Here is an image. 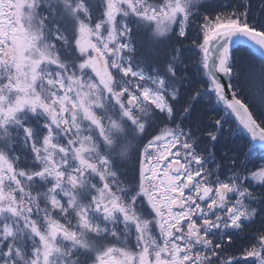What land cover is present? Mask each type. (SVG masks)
I'll list each match as a JSON object with an SVG mask.
<instances>
[{
    "label": "rangeland",
    "instance_id": "1",
    "mask_svg": "<svg viewBox=\"0 0 264 264\" xmlns=\"http://www.w3.org/2000/svg\"><path fill=\"white\" fill-rule=\"evenodd\" d=\"M155 1L0 0V264H160L148 257L152 246V255L172 254L164 264L181 260L178 248L167 252L160 240L173 234V191L197 178L188 175L189 160L183 178L168 170L178 134L152 127L146 107L171 120L177 82L139 48L147 33L157 40L182 35L190 0ZM111 68L125 78L123 88L112 87ZM248 77L247 89L261 96L260 72ZM258 155L249 147L239 167ZM200 156L217 158L212 171L203 170L206 182L238 171L220 165V153ZM130 161L139 167L133 186L118 170L126 172L121 162ZM244 168L249 178L258 172L254 183L263 181L264 166ZM198 190L196 183L186 201L197 202Z\"/></svg>",
    "mask_w": 264,
    "mask_h": 264
},
{
    "label": "trees",
    "instance_id": "2",
    "mask_svg": "<svg viewBox=\"0 0 264 264\" xmlns=\"http://www.w3.org/2000/svg\"><path fill=\"white\" fill-rule=\"evenodd\" d=\"M143 1L151 4L156 2L155 0ZM182 1L185 3V0ZM237 28H251L264 33V0H190L186 10V26L182 35L171 33L157 40L149 38L147 33L142 40L138 39V41H142L139 52L142 50L146 53L145 57L149 58L151 64L162 73H172V79L177 82L175 83L177 95L173 100H169L174 111L173 118L167 122L163 113L148 106L146 107L147 119H150L151 126H158V129L166 126L172 133L180 136V140H177L180 145L189 144L194 145L195 148H198L200 135H205L204 139H211L213 142L217 137L210 136L211 134H222L224 137L232 132V149L219 146L220 149H227L220 155L219 164L224 165L227 161L230 165L234 160L238 173H242L246 171L244 165L247 167L264 165V153L260 151L257 159L245 160L247 163L244 162L243 166L239 167L242 161L237 153V147L240 149V155L244 157L250 143L220 95H217L213 89L206 69L205 52L210 38ZM230 71L234 94L250 108L254 118L264 128V95L262 93L260 96L258 91L255 93L254 90L247 89L248 73L252 72H260L262 82L259 86L264 88V60L249 47L239 46L232 52ZM124 79L118 69H110L108 80L114 89L123 88L120 85ZM240 88L245 90L242 92ZM86 103L89 105V101ZM258 110L261 113H258ZM96 113L97 117L102 115L100 110ZM207 134L210 137H207ZM225 138L231 139L230 136ZM198 150L199 152L197 151L193 157L203 154L201 147ZM222 157L225 160H222ZM121 164L127 168L126 172H123L119 165L120 175L126 177L127 183L133 186L132 183L139 178V167L133 161L126 164L121 162ZM7 189L8 185L5 187V190ZM258 190L264 197V185ZM37 192L39 193L40 189L31 191L33 195H37ZM38 205L37 208H41L42 203ZM259 209L257 217L249 225L244 224L241 233L232 232L231 237L225 238V242L217 252L220 257L218 264H264V226L259 229L254 227L264 211V202H260ZM22 213H25L24 207ZM40 216L42 218V215ZM34 217L39 221L35 213Z\"/></svg>",
    "mask_w": 264,
    "mask_h": 264
},
{
    "label": "flooded vegetation",
    "instance_id": "3",
    "mask_svg": "<svg viewBox=\"0 0 264 264\" xmlns=\"http://www.w3.org/2000/svg\"><path fill=\"white\" fill-rule=\"evenodd\" d=\"M204 137L205 135L199 136L201 141H199L198 146H207L201 148V152L205 155L214 156L218 153L221 155L227 150L225 148L217 149L215 146L217 144L221 147L231 148L232 146V135H230L231 139H226L222 135L218 136L220 138H216L214 147L210 146L212 145L210 139L206 140ZM193 147L187 146L184 150L181 149L175 152V155L179 153L183 162L189 160L187 165L190 167L191 172L188 175L200 180L196 179L192 182L190 179L186 180L185 188L182 191L184 194V202H181L182 207L177 208V210L172 208L175 211V217L170 222V229L173 230L172 237L165 241H163L165 238L163 237L160 240V245H165L168 248L167 252L178 248L181 260L179 257L174 264L219 263L220 260H216L215 256L225 242V238L231 237L232 232L241 233L244 229V224L249 225L257 217V212L260 210L259 204L264 202V197L259 194L258 188L264 185V179L262 182L254 183V176L258 172L251 174L252 178H249L247 174L240 178L237 176V171H234L235 173L231 171L225 182H206V178H203V170L206 168L212 171L215 168L212 161L217 158L200 156L188 159L190 152V155L195 153ZM234 163L235 161L232 160L231 164L234 165ZM196 183L199 184V192L197 191L199 195L195 199L199 198V200L197 202L194 201L192 204L187 202L186 198ZM246 193L248 194L247 200L243 201L242 197V200L239 201V198ZM192 209L195 213L191 212ZM248 211L252 212V217L246 215ZM156 248L158 246H152L148 257H156L160 264H164L168 256L172 254L163 253V251L161 255H152L153 249L155 250ZM210 261L211 263H209Z\"/></svg>",
    "mask_w": 264,
    "mask_h": 264
},
{
    "label": "water",
    "instance_id": "4",
    "mask_svg": "<svg viewBox=\"0 0 264 264\" xmlns=\"http://www.w3.org/2000/svg\"><path fill=\"white\" fill-rule=\"evenodd\" d=\"M240 45L248 46L253 52L264 59V33L249 28L231 29L210 39L206 49L208 56L207 71L215 90L218 93H222L226 106L232 111L251 142L264 149V130L256 123L249 108L236 98L231 88L229 69L231 52ZM7 50L10 51L11 47H8ZM94 57L103 67L104 61L100 53L95 52ZM8 59L9 56L7 57ZM120 95L123 96L124 92H120ZM127 104L130 108H133L135 106L134 98L130 97ZM178 169L179 162L174 161L172 163V170L177 171ZM175 207H182L180 200L175 202Z\"/></svg>",
    "mask_w": 264,
    "mask_h": 264
},
{
    "label": "bare ground",
    "instance_id": "5",
    "mask_svg": "<svg viewBox=\"0 0 264 264\" xmlns=\"http://www.w3.org/2000/svg\"><path fill=\"white\" fill-rule=\"evenodd\" d=\"M263 95H264V93H263ZM231 149H232V146H231ZM237 149H238L237 153L239 154V157L241 159L242 154L240 155V153H239L240 149L238 147H237ZM263 226H264V211L261 213L260 219H258L257 222L254 224L255 229L262 228ZM214 264H218V263L215 262Z\"/></svg>",
    "mask_w": 264,
    "mask_h": 264
}]
</instances>
